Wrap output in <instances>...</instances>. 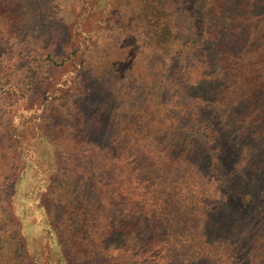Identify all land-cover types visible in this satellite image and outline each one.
I'll list each match as a JSON object with an SVG mask.
<instances>
[{"label": "trees", "instance_id": "obj_1", "mask_svg": "<svg viewBox=\"0 0 264 264\" xmlns=\"http://www.w3.org/2000/svg\"><path fill=\"white\" fill-rule=\"evenodd\" d=\"M129 3L122 14L86 0L62 27L44 0H0L2 47L50 36L70 47L62 85L33 120L46 155L33 160L19 137L0 140L1 155L17 151L36 172L18 213L0 207L12 229L0 237L1 249L13 250L5 262L26 258L28 222L47 236L53 264H226V254L244 264L252 238L248 263L264 264V47L260 65L231 55L254 32L264 41V0ZM116 10L123 23L115 28ZM101 30L109 36L97 45ZM0 165L14 205L17 181Z\"/></svg>", "mask_w": 264, "mask_h": 264}, {"label": "rangeland", "instance_id": "obj_2", "mask_svg": "<svg viewBox=\"0 0 264 264\" xmlns=\"http://www.w3.org/2000/svg\"><path fill=\"white\" fill-rule=\"evenodd\" d=\"M44 1L46 2L48 9H51V13L61 17L62 21L58 20L57 24L62 25L63 27L64 25L70 26V24L76 21V17H80L81 14L77 13L79 12V9L83 8L86 0ZM114 2L115 0H103V4L113 3L117 5V3ZM118 4L120 5H117L120 10L123 7V10L121 11L122 14H124L125 9L130 6L129 0H124L122 4L118 2ZM118 13V10H116L110 18L109 24L111 27L113 26L116 28L122 26L123 22L121 21H123V18L119 16ZM96 29L97 28H95V30ZM255 35L256 32L253 33V39L255 40L251 38L252 42L238 43L234 48L235 54L231 53V55L234 56L238 53L242 57L251 60L253 64L260 65V48L264 47V41L256 40ZM108 36V30H101L97 32L93 39L98 37L97 45H99L102 43L100 40H103V38H107ZM199 36L201 37V34H199ZM253 42H255V44ZM13 46L14 47L8 45L7 47H2V44H0V79L1 77H4L0 82V140L6 139L10 141L15 137H19L22 144V150L20 153H22L25 157H27V155H31L33 160L39 157V160L41 161L46 153L41 152L42 145L35 140L36 136H38V132L36 124L33 120L42 116V112L44 110L43 108L45 105H48L50 97L53 96L58 87L62 85L64 81L62 56L69 53L70 47L66 46L65 36L60 38L50 36L43 42H27L26 39H22L19 43H17V45ZM45 50H47L48 54H51V58H46V55H39ZM18 52L21 54H18ZM29 53H31L30 56H27ZM198 59L199 58L195 57V60ZM55 63L61 65H55ZM203 67L208 71H213L215 68L213 65L207 66L206 64H203ZM39 69H41V71H39ZM13 72H17L18 77H16L14 83H12V80L10 83L9 75ZM33 74H37L35 81H31L27 78V75L32 76ZM192 78L193 77L189 78V80H192ZM224 78L234 79L235 75L229 74L228 70L224 68ZM5 82L8 84L2 86ZM239 86L242 88L240 92L249 91L250 89L249 85L247 86V82L241 81ZM59 106H62V102H59ZM23 121H27L28 123ZM30 140L32 142H30ZM1 153L2 150L0 149V159L5 162V167L8 168V171L11 169L9 172L11 182L13 180L17 181L15 185V181L12 183V185L16 186L17 195L14 199L13 205L9 199L11 184L8 183V180L1 177L0 207H9L10 210L14 211V213H18L19 203L23 200L20 197L27 194L29 187L32 189V187L36 185V179H34L36 172L33 169L28 170V167H24L23 162L25 161L19 159L17 151L14 153L12 149H9L8 151L4 150L2 155ZM7 162L10 164L7 165ZM37 180H39V177ZM237 191L238 188H236L235 193H237ZM225 193L224 189V194ZM38 197L40 196L38 195ZM143 200H145V204L148 205V201L150 199ZM242 201L243 199L236 197L233 202L237 205H241ZM7 203H10V206H7ZM28 207L31 210L32 206ZM253 215L256 223H263L261 216L255 215V213H253ZM31 219L32 218H29L28 221L30 222ZM5 225L6 224L3 222H0V237L12 235L11 227L9 225ZM26 225H28L27 229L22 227L21 231L23 233L22 236L24 241L27 244L25 250L26 258L24 259L21 252H18L16 254L18 256V260L14 262H5L3 258L4 254L7 252V255H9L8 258H10L13 250H7L6 247L1 249L0 244V264H53V261L50 259L48 260L47 257L46 259L44 258L45 255H51L53 250L51 243L47 240V236L45 240V235L42 233L41 227L39 225L33 226L28 222ZM259 233L263 234V232L260 231ZM255 241L256 240H253L252 238V242H247L246 245H244L246 248L245 252L240 255L244 264H249V254L251 255V253L258 248ZM224 251H226L225 247ZM226 257V264H232V262L228 259L229 257L227 254ZM251 264L254 263L251 262Z\"/></svg>", "mask_w": 264, "mask_h": 264}]
</instances>
